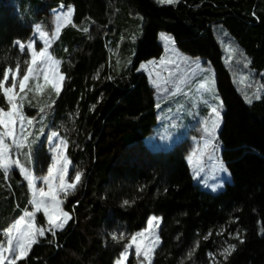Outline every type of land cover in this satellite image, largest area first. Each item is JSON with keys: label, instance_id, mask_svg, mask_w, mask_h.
<instances>
[{"label": "trees", "instance_id": "obj_1", "mask_svg": "<svg viewBox=\"0 0 264 264\" xmlns=\"http://www.w3.org/2000/svg\"><path fill=\"white\" fill-rule=\"evenodd\" d=\"M62 5L74 8L76 25L67 24L49 48L60 61L63 87L59 96L51 90L31 96L26 112L44 115L45 133L54 131L68 141L67 156L83 173L82 182L61 198L62 208L72 215L67 226L55 236L46 232L39 237L18 264H115L129 243L120 234L145 229L152 216L161 219V243L152 264H264V0H179L171 5L156 0H0V80L17 63L23 75L30 54L15 41L28 42L37 25L52 37L53 12ZM131 15L142 20L141 32L132 38ZM162 32L182 52L207 60L215 72L224 107L222 160L231 175L218 193L194 183L187 162L189 139L169 151H154L144 142L155 122L156 98L139 66L162 56ZM222 33L248 61L261 86L259 98L236 82L224 64ZM122 35L121 57L127 64L119 71L108 43L116 45ZM30 151V156L27 149L19 151L20 162L27 170L40 163L44 174L50 163L44 140ZM31 198L17 168L7 178L0 171V235L32 211ZM36 224L47 225L43 213ZM230 245L235 250L225 259L220 249Z\"/></svg>", "mask_w": 264, "mask_h": 264}, {"label": "rangeland", "instance_id": "obj_2", "mask_svg": "<svg viewBox=\"0 0 264 264\" xmlns=\"http://www.w3.org/2000/svg\"><path fill=\"white\" fill-rule=\"evenodd\" d=\"M67 11L68 7L62 5L59 7V9L53 12L55 30L58 23L63 25L61 27V30L67 25L64 24V21L62 19L58 21V17H62L63 14H65ZM73 18L74 11L71 18L72 22ZM129 19L128 31L133 34V36H131L132 38L137 36L141 32L142 20L133 15H131ZM37 26H39V30L37 29ZM37 26L34 27L32 37L28 42L35 40L37 42L36 48L37 50H39V48L43 46V40L40 38L39 33L44 31L41 25ZM54 35L55 31L53 36ZM125 40V36L122 35L120 41L116 45H112V41H109L108 43L110 58L112 62H114L116 69H118L119 71L123 66H126L127 64V60H124L121 57V47ZM28 42L23 43L27 45ZM159 42L164 47L162 56L158 59L143 62L139 66V71L145 73L150 85L153 87L156 98L155 122L152 125V129L145 135L144 142L150 149L154 151H169L173 149L174 145L181 140L189 139L191 141V147L187 155V162L190 166L194 178V183L203 190L209 191L214 194L218 193L225 188V185L227 183L231 182V175L222 160L223 147L219 139V133L223 124L224 107L223 103L222 107H220L222 100L218 93L215 72L207 60L200 57L190 56L182 52L174 44L173 38L167 33L162 32L159 34ZM221 42L225 49V55L223 57L224 64L230 69L236 82L244 85L245 87L247 86L251 88L253 95L256 98L259 97L261 86L257 82V77L249 70L248 61L246 60V58L233 45L229 38V35L227 36L225 33H222ZM25 49L28 50L27 48ZM46 67L47 66L44 65H37L38 69ZM58 71L59 73H61L60 64L58 66ZM261 74L264 75V70L261 72ZM11 76L12 74L10 73L9 81L5 85L6 87L11 85ZM205 79L214 80V84L212 85L213 91L211 93L204 92L203 90L199 89V84L204 82ZM181 80L185 81V83L180 84L182 91L173 95L175 86L179 84ZM36 83V80H30L29 86L34 87ZM39 83L41 85H43L44 83L42 76L40 77ZM49 90L54 92L51 87H45L41 92H28L27 98L23 101V107L21 109V114L25 118L24 127L26 131L24 134L28 136L30 149H32L37 143H39L41 139L44 140L46 152L50 157L48 168L56 163V145L59 144L62 137L58 133L57 136L53 137L52 133H56L54 131L45 133V116L41 115L39 112L36 113L34 117L30 116L26 112V104L30 103L31 96H42L45 93L48 94ZM16 91L19 92L18 83ZM0 107H3L5 108V110H7L8 106L4 102V99L3 105ZM213 107H217L218 111L220 112V117L218 127L215 128L212 135H209V132L212 131L214 121L217 120V117L212 112ZM29 118H35L34 124L31 126L27 124V119ZM14 131L16 133L17 139H19V120L14 128ZM6 132L7 129H5L3 126H0V133ZM4 138L5 142L11 145V137L5 136ZM23 149H27V151L29 152L28 148L16 149L15 145H12L10 151L11 159L19 160L20 162L18 153ZM63 153L67 157L68 178L69 181H71L76 171L67 156V148L63 150ZM62 163L63 161H60V163L57 164V167H60ZM20 166L24 167L21 162ZM31 167L32 169L28 170V172L33 175L37 188L44 187L45 190H47V186L43 183V180L41 178L47 176L48 168L46 172L42 174V167L40 166V163L37 165V167H35V163H33ZM13 168H17L20 171V167L14 166ZM34 168L37 170V172L33 170ZM21 175L24 177L22 173ZM62 196L63 194H61V198ZM32 211H34V208L32 209ZM38 214L39 213L36 214V219ZM160 223L161 219L159 221V225ZM159 225L158 227L150 230L149 233H146V244L151 241H155L156 237H158V243L156 244L155 251L152 254L151 264L153 262L156 250L161 243L159 235ZM45 227H47V225ZM132 235L133 234L124 235V238L130 241ZM6 241V233L0 235V242L6 243ZM224 249L226 248H222L220 250L224 251ZM129 251L130 254L127 261H125V264H128V260L131 257L134 259L133 264H148V261L145 260L142 255L139 259L136 257L134 246Z\"/></svg>", "mask_w": 264, "mask_h": 264}, {"label": "snow or ice", "instance_id": "obj_3", "mask_svg": "<svg viewBox=\"0 0 264 264\" xmlns=\"http://www.w3.org/2000/svg\"><path fill=\"white\" fill-rule=\"evenodd\" d=\"M156 2L159 4L171 5L178 3L179 0H156ZM73 11V8L69 6L68 11L63 14L62 17H58V21L62 19L64 24H71L73 27H76L71 19ZM62 26L63 25L59 23L57 24L55 35L51 38H49L48 34L45 32L39 33L40 38L43 40V46L40 47L39 50L36 48L37 42L35 40L28 42L27 45L21 41H15V44L19 46L21 52H24L25 48L28 49L31 60L30 62L25 61L27 69L23 72L22 77L20 76V64L17 63L15 70L11 67L4 70L3 79L0 80V95H2L4 102L8 106L7 110L0 107V126L7 129L6 133H0V171H2L4 177L7 178L9 171L14 166L20 167V171L24 175L28 188L31 191L32 198L29 203L34 208V211H25L24 216L20 217L11 227L4 230L7 235V241L6 243L0 242V264H18L19 261L26 260L32 246L39 242V237H44L46 232H50L55 236L57 230L62 231L72 219V215L62 208L64 200L61 199V194H63L64 199H66L68 195L75 192L78 185L82 182L83 173L80 171H76L74 177L69 181L68 161L63 153V150L68 146V141L63 138H61L59 144L56 145V163L48 168L47 176L41 178L43 183L47 186V190H45L44 187L37 188L33 175L29 173L26 168L20 166L19 160H12L10 157L12 145H15L16 149L28 148L29 152L27 155L30 156L31 154L28 136L24 134L26 131L24 127L25 118L21 114L23 101L27 98L28 92H41L45 87H51L57 96H59L61 92L62 82L65 76L59 73L58 66L60 61L53 58L49 52V48L51 46V40L58 38ZM37 29L39 30V26H37ZM83 31L87 32L88 29L84 28ZM37 65H44L47 67L38 69ZM10 73L12 74V82L10 86L6 87L5 85L9 81ZM41 76L43 77V85L39 83ZM30 80L37 81L34 87L29 86ZM17 83L19 84V92L16 91ZM183 83H185V81L181 80L180 83L175 86L173 95L182 91L180 84ZM213 84L214 80L205 79L204 82L199 84V89L211 93L213 91ZM250 102L249 100V103ZM220 107H222V101ZM39 111L43 113L44 108L41 107ZM212 112L217 117V120L214 121L212 131L209 132V135H212L215 128L218 127L220 117V112L217 107H213ZM18 120L20 125L19 139H17L14 131ZM34 121L35 118H29L27 119V124L31 126L34 124ZM57 135V133H52L53 137ZM5 136L11 137V145L5 142ZM60 161H63V163L60 167H57ZM124 203L127 204L128 201ZM40 212H42L43 216L46 218L47 227L37 226L35 222L36 214ZM159 221L160 218L156 216L150 217L147 221L148 227L141 232L133 234L129 243L124 245V250L120 253L116 264H125L130 254L129 250L132 249L133 246L135 248L136 257L139 259L142 255L144 259L148 261V264H151L152 254L158 243V237H156L155 241L146 244V233L158 227ZM209 235H211V233H209ZM123 237L124 234L121 233L119 238L123 239ZM112 239L114 241L117 240V236L113 234ZM205 239H207V237H205ZM237 239H239V235H237ZM240 242L243 243L244 241L240 240ZM234 250L235 245H230L228 248L224 249L221 255H224V258L227 259V256Z\"/></svg>", "mask_w": 264, "mask_h": 264}, {"label": "crops", "instance_id": "obj_4", "mask_svg": "<svg viewBox=\"0 0 264 264\" xmlns=\"http://www.w3.org/2000/svg\"><path fill=\"white\" fill-rule=\"evenodd\" d=\"M146 227H147V225H146ZM116 264V263H115Z\"/></svg>", "mask_w": 264, "mask_h": 264}]
</instances>
